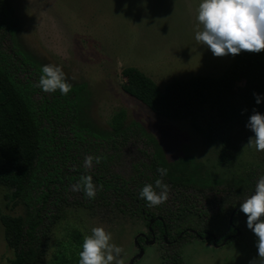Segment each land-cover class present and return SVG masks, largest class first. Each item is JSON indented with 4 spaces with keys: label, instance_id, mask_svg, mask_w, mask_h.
I'll return each mask as SVG.
<instances>
[{
    "label": "trees",
    "instance_id": "16d2710c",
    "mask_svg": "<svg viewBox=\"0 0 264 264\" xmlns=\"http://www.w3.org/2000/svg\"><path fill=\"white\" fill-rule=\"evenodd\" d=\"M42 65L46 64L17 45L14 19L6 0H0V188L6 191L7 207L25 209L23 216L0 212L5 242L14 252L10 264L43 262L64 204L85 175L92 178L95 196H85L81 185L75 192L83 208L131 216L160 233L163 244L167 236L172 244L197 240L213 246L212 239H204L215 232L218 246L225 239H230L228 244L241 240L244 230L237 224L246 217L239 212L237 199L252 194L259 175L253 171L224 179L218 169L235 163L233 128L245 127L253 111L264 114V101L256 105L253 98V93L264 94V50L241 52L220 77L176 79L164 90L137 68L123 70L126 94L160 118L190 122L208 146L218 148L213 169L190 156L169 162L159 141L142 124L129 121L125 110L113 114L108 131L96 129L83 112L87 85L66 79L72 86L67 96L58 90L44 93L35 86ZM242 82L253 87L240 86ZM132 149L130 171L123 173L126 153ZM87 156L93 161L86 168ZM158 167L167 169L163 182L169 186L168 198L148 207L138 193L145 184H154ZM234 211L233 224L241 232L236 239L232 237L237 230L229 221L224 234L214 226L216 220L230 219ZM73 235L75 243L66 241L53 264H77L83 236ZM176 248L162 256V264H184Z\"/></svg>",
    "mask_w": 264,
    "mask_h": 264
},
{
    "label": "rangeland",
    "instance_id": "374dc122",
    "mask_svg": "<svg viewBox=\"0 0 264 264\" xmlns=\"http://www.w3.org/2000/svg\"><path fill=\"white\" fill-rule=\"evenodd\" d=\"M199 2L6 0L17 30V45L45 64L61 66L68 81L87 85L83 112L88 123L108 131L113 114L125 110L129 121L142 124L159 141L169 162L190 156L213 169L218 148L208 146L190 122L160 118L122 88L125 83L122 73L127 67L139 69L162 90L176 79L222 76L235 56L213 57L209 50L196 43L193 36ZM239 85L253 87L248 82ZM252 135L245 127L233 128L231 141L236 160L232 168L218 169L222 178L246 177L253 171L259 176L264 175V152H257L247 145ZM132 155L134 149L126 153L123 173L130 171ZM5 193V189L0 188V212L23 216V206L7 207ZM247 196L237 201L242 202ZM64 206L61 220L53 229L48 254L41 264H53L66 241L75 243L74 232L84 238L90 235L93 227H102L112 234L111 242L122 249L123 264L132 261L133 264H162V256L170 251L159 244L148 245L142 248L144 255L138 258L140 249L135 241L139 235L147 233L145 223L103 209H85L75 191ZM228 221L214 222L220 234L226 233ZM237 225L244 230L237 243L218 248L197 240L177 244L184 264H249L256 257L255 237L246 228L245 221ZM13 259L14 252L5 242L0 223V264H10Z\"/></svg>",
    "mask_w": 264,
    "mask_h": 264
},
{
    "label": "clouds",
    "instance_id": "9594fccd",
    "mask_svg": "<svg viewBox=\"0 0 264 264\" xmlns=\"http://www.w3.org/2000/svg\"><path fill=\"white\" fill-rule=\"evenodd\" d=\"M194 40L211 52L213 57L237 56L241 52L261 53L264 50V0H200L195 10ZM40 76L35 85L44 93L67 96L71 84L59 65L46 64L40 67ZM254 102L260 105L264 94L253 93ZM245 128L253 135L248 139V147L264 152V114L253 111ZM93 157L84 159V166L91 167ZM99 163V158H96ZM154 184H145L138 197L148 207L163 204L168 198L169 186L163 182L167 169L158 167ZM89 199L94 198L95 189L90 176H82L73 186ZM158 190V191H157ZM239 212L246 217L245 225L251 231L256 249V257L249 264H264V175L256 180L252 194L239 204ZM112 241V234L102 227H93L90 235L83 238L78 253L77 264H123L122 249Z\"/></svg>",
    "mask_w": 264,
    "mask_h": 264
},
{
    "label": "flooded vegetation",
    "instance_id": "af4514ba",
    "mask_svg": "<svg viewBox=\"0 0 264 264\" xmlns=\"http://www.w3.org/2000/svg\"><path fill=\"white\" fill-rule=\"evenodd\" d=\"M229 223H230V219H229ZM231 224V223H230ZM231 226L232 227H234L237 231H239L236 227L237 226H235L233 223L231 224ZM160 230H158V232H159ZM241 233V232H240ZM211 234H213V233H211ZM237 234V233H236ZM215 235V234H214ZM216 236V235H215ZM235 236V235H234ZM234 236L232 237V238H234ZM139 238H142V241H139ZM138 239H137V241H138V244H139V246L140 247H138L140 250L143 248V247H145V246H148V245H150V246H154V245H156V244H159V246L160 245H162V246H164V247H166V248H169L170 249V252H172L173 251V248H175V247H177V244L176 243H174V244H172L170 241H168V238H167V236H163V239L166 241V244H163L162 242H161V240H160V233H157V232H155L151 227H149L148 228V230H147V233L146 234H141L140 235V237H139ZM179 238L180 237H178L177 239L179 240ZM206 239V238H205ZM204 239V240H205ZM201 240V239H200ZM218 240V237L216 236V241ZM226 240V239H225ZM224 240V241H225ZM230 240V239H229ZM229 240H228V242H229ZM206 241V240H205ZM209 241V240H208ZM223 241V242H224ZM228 242L226 243V244H228ZM213 244V243H212ZM216 244H217V242H216ZM218 245V244H217ZM225 246V245H224ZM218 247H222V246H218ZM218 247H216V248H218Z\"/></svg>",
    "mask_w": 264,
    "mask_h": 264
},
{
    "label": "water",
    "instance_id": "95a60500",
    "mask_svg": "<svg viewBox=\"0 0 264 264\" xmlns=\"http://www.w3.org/2000/svg\"><path fill=\"white\" fill-rule=\"evenodd\" d=\"M235 212H236V211H234L233 214H232L231 217H230V223H231V224L233 223V218H234V216H235ZM151 224H153V222H152ZM194 233H196V232L194 231ZM240 234H241L240 231H237V234L234 236V239L238 238V237L240 236ZM139 237H140V235H139ZM139 237H138V238H139ZM138 238H137V239H138ZM137 239H136L135 243H136V245H137L138 247H140L139 244H138ZM199 239L203 240V238H202L201 236H199ZM210 239L213 240V246H214V247H218V245L216 244V236H215L214 234H208L205 240L208 241V240H210ZM227 242H228V239H226V240L222 243L221 246L226 245ZM143 255H144V250L141 249V250H140V254L138 255V258H141ZM133 262H134V261H132L131 264H133Z\"/></svg>",
    "mask_w": 264,
    "mask_h": 264
}]
</instances>
